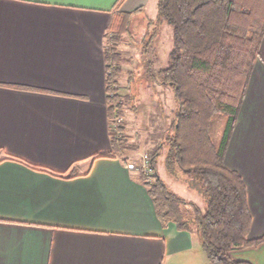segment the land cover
Here are the masks:
<instances>
[{
	"label": "crops",
	"instance_id": "crops-1",
	"mask_svg": "<svg viewBox=\"0 0 264 264\" xmlns=\"http://www.w3.org/2000/svg\"><path fill=\"white\" fill-rule=\"evenodd\" d=\"M147 1L0 0V264H201L197 230L163 223L130 154L93 159L115 153L107 30ZM225 163L245 180L250 236H261L264 37ZM230 252L264 264V243Z\"/></svg>",
	"mask_w": 264,
	"mask_h": 264
},
{
	"label": "trees",
	"instance_id": "trees-1",
	"mask_svg": "<svg viewBox=\"0 0 264 264\" xmlns=\"http://www.w3.org/2000/svg\"><path fill=\"white\" fill-rule=\"evenodd\" d=\"M157 7L158 21L171 24L174 31L169 65L159 73L162 83L174 89L177 108L169 134L150 151L152 174L138 168L139 179L147 186L163 223L171 221L179 229H187L182 206L195 204L170 189L158 171V157L169 144L178 165L198 174L203 182L207 211L198 215L197 224L211 264H253L234 258L230 252L263 244L264 234L250 236L252 214L247 186L241 173L225 163V153L251 72L260 57L264 0H158ZM142 9L143 5L132 11H117L106 33L107 100L115 153L95 154L93 159L115 157L120 151L128 155L139 148L129 143L130 136L117 119L124 116L131 101L130 94L120 92L124 60L119 48L132 31L134 14ZM219 114L226 122L221 142L216 144L211 125ZM4 159H15L53 175H66L16 156Z\"/></svg>",
	"mask_w": 264,
	"mask_h": 264
},
{
	"label": "rangeland",
	"instance_id": "rangeland-1",
	"mask_svg": "<svg viewBox=\"0 0 264 264\" xmlns=\"http://www.w3.org/2000/svg\"><path fill=\"white\" fill-rule=\"evenodd\" d=\"M158 0H148L144 9L134 14L132 31L120 46L123 62L120 92L130 94L131 101L125 108L120 125L126 128L130 144L139 148L130 157L140 167L143 156L169 134L177 102L174 89L162 83L159 70L169 65V53L173 47V26L158 21ZM226 118L216 115L211 125V134L216 144L221 142ZM160 175L170 189L182 198L195 204H184L182 209L187 224L200 231L198 215L207 211V197L203 182L198 174L183 170L173 157L169 144H165L157 160ZM201 264H211L204 253Z\"/></svg>",
	"mask_w": 264,
	"mask_h": 264
},
{
	"label": "built area",
	"instance_id": "built-area-1",
	"mask_svg": "<svg viewBox=\"0 0 264 264\" xmlns=\"http://www.w3.org/2000/svg\"><path fill=\"white\" fill-rule=\"evenodd\" d=\"M121 120L122 118H118L117 123H120ZM141 163L142 164L139 168H142L148 175L152 174L153 170L150 167V156L147 153L143 156Z\"/></svg>",
	"mask_w": 264,
	"mask_h": 264
}]
</instances>
